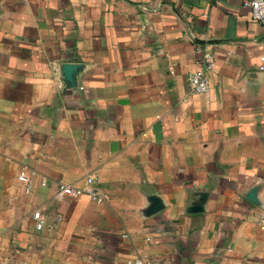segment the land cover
Returning a JSON list of instances; mask_svg holds the SVG:
<instances>
[{"label": "crops", "instance_id": "0c3cea01", "mask_svg": "<svg viewBox=\"0 0 264 264\" xmlns=\"http://www.w3.org/2000/svg\"><path fill=\"white\" fill-rule=\"evenodd\" d=\"M263 53L238 0H0V264H264Z\"/></svg>", "mask_w": 264, "mask_h": 264}, {"label": "built area", "instance_id": "2783aa9c", "mask_svg": "<svg viewBox=\"0 0 264 264\" xmlns=\"http://www.w3.org/2000/svg\"><path fill=\"white\" fill-rule=\"evenodd\" d=\"M215 2L223 1V0H214ZM244 6L248 7L250 10V17L264 25V0H238ZM211 46H206L200 55L199 64L196 69L191 71L187 76V83L192 92L200 93L205 92L209 88V79L207 75V71L212 67L213 64V53L211 50ZM260 63L258 65L259 69H264V53L259 56ZM18 177L24 181L25 190L29 191L32 185V180L29 175L20 171ZM87 182L89 183L88 187H82L73 185L71 183H67L64 181H58L56 184V191L58 195H64L69 197H76L82 194H86L90 199L102 202L105 197L102 193L98 191V189L91 185L93 181L92 176L86 177ZM41 184H45V180L41 179ZM39 210L33 212L32 217L37 220L36 227L40 228L42 223L39 220ZM142 261L137 259L134 261L135 264H140Z\"/></svg>", "mask_w": 264, "mask_h": 264}, {"label": "water", "instance_id": "95a60500", "mask_svg": "<svg viewBox=\"0 0 264 264\" xmlns=\"http://www.w3.org/2000/svg\"><path fill=\"white\" fill-rule=\"evenodd\" d=\"M252 199V198H251Z\"/></svg>", "mask_w": 264, "mask_h": 264}]
</instances>
